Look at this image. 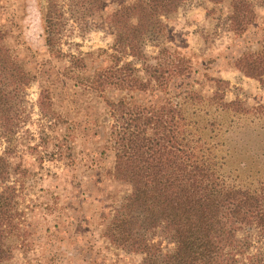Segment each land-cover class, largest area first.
I'll list each match as a JSON object with an SVG mask.
<instances>
[{"label":"rangeland","instance_id":"rangeland-1","mask_svg":"<svg viewBox=\"0 0 264 264\" xmlns=\"http://www.w3.org/2000/svg\"><path fill=\"white\" fill-rule=\"evenodd\" d=\"M130 1L106 0L85 26L69 18L55 46L59 54L45 44L39 0H0L5 42L34 76L13 107L11 122L0 124V154L9 169L0 189L15 187L19 213L17 228L8 237L10 264H141V253L125 250L107 234L131 191L113 174L110 133L117 120L109 101L124 97L153 103L181 99L192 91L193 98L184 104L190 127L218 163L223 162L220 169L239 181L264 174V83L234 65L245 50L263 48L264 0H252L256 18L242 32L230 19L229 0H183L176 11L161 17L166 33L159 39L177 47L191 69L163 90L94 89L86 77L107 63L100 50L111 52L110 17ZM156 50L146 42V53ZM70 54L85 56V65L71 67ZM216 92L225 101L239 100L242 110L221 106ZM148 234L160 240L163 250L173 248L160 229ZM237 235L241 238L243 232ZM249 235L251 243L264 248L263 237L254 231ZM254 251L255 246H249L244 255Z\"/></svg>","mask_w":264,"mask_h":264},{"label":"trees","instance_id":"trees-1","mask_svg":"<svg viewBox=\"0 0 264 264\" xmlns=\"http://www.w3.org/2000/svg\"><path fill=\"white\" fill-rule=\"evenodd\" d=\"M105 1L39 0L47 47L62 54L55 46L68 19L85 26ZM182 1L122 3L110 17L111 52L100 50L107 55V63L86 77L87 85L100 91L116 87L153 92L187 73L191 69L189 59L164 38L159 39L166 33L161 17L176 11ZM229 2L230 19L242 32L255 21L254 3ZM5 38L0 23V124L11 122L13 107L34 77ZM147 41L156 46L155 54L146 53ZM262 43L261 50H245L238 55L234 65L264 83V40ZM128 56L131 58L127 60ZM70 58L71 67L85 65V56L70 54ZM194 94L188 91L181 99L166 97L153 103L124 97L109 101L117 120L110 133L115 147L113 174L126 181L131 191L113 215L107 234L125 250L141 253V264H264V248L249 239L250 231H254L264 240V174L256 172L248 181H239L220 169L223 162L218 163L190 127L184 104ZM214 98L224 108H243L239 100L225 101L219 92ZM8 174V160L0 154V182ZM15 195L13 185L0 189V264H10L12 257L8 237L17 228ZM154 229H160L173 242L171 250H163L159 239L153 241L148 232ZM240 231L241 238L237 235ZM249 246H255L256 251L244 255Z\"/></svg>","mask_w":264,"mask_h":264},{"label":"crops","instance_id":"crops-1","mask_svg":"<svg viewBox=\"0 0 264 264\" xmlns=\"http://www.w3.org/2000/svg\"><path fill=\"white\" fill-rule=\"evenodd\" d=\"M191 18H193V19H195L196 17H195V15H193V17H190V19ZM193 19H191V21H193ZM197 20V19H196ZM191 23H194V22H191Z\"/></svg>","mask_w":264,"mask_h":264}]
</instances>
